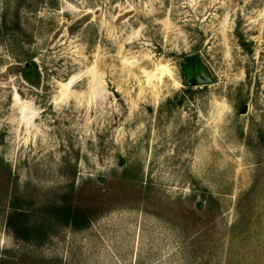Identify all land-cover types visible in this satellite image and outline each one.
Here are the masks:
<instances>
[{
	"label": "rangeland",
	"instance_id": "rangeland-1",
	"mask_svg": "<svg viewBox=\"0 0 264 264\" xmlns=\"http://www.w3.org/2000/svg\"><path fill=\"white\" fill-rule=\"evenodd\" d=\"M0 264H264V0H0Z\"/></svg>",
	"mask_w": 264,
	"mask_h": 264
},
{
	"label": "water",
	"instance_id": "water-1",
	"mask_svg": "<svg viewBox=\"0 0 264 264\" xmlns=\"http://www.w3.org/2000/svg\"><path fill=\"white\" fill-rule=\"evenodd\" d=\"M206 81L207 80L205 77L199 75V76H194L192 79L185 81V84L191 86L195 84H204Z\"/></svg>",
	"mask_w": 264,
	"mask_h": 264
},
{
	"label": "trees",
	"instance_id": "trees-1",
	"mask_svg": "<svg viewBox=\"0 0 264 264\" xmlns=\"http://www.w3.org/2000/svg\"><path fill=\"white\" fill-rule=\"evenodd\" d=\"M195 67V66H194ZM193 66H188V70L187 71V74L188 76L190 77L189 79H192L193 78V75H195L197 73V69L194 68ZM19 215V214H18ZM21 215V214H20ZM19 215V216H20Z\"/></svg>",
	"mask_w": 264,
	"mask_h": 264
}]
</instances>
